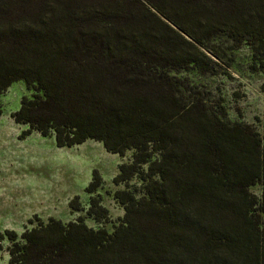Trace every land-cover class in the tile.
I'll return each mask as SVG.
<instances>
[{
	"label": "trees",
	"instance_id": "trees-1",
	"mask_svg": "<svg viewBox=\"0 0 264 264\" xmlns=\"http://www.w3.org/2000/svg\"><path fill=\"white\" fill-rule=\"evenodd\" d=\"M243 44L264 72V0H0V116L24 81L22 138L131 152L112 229L95 169L87 209L70 202L87 216L0 232L10 264H264V137L191 76L228 72Z\"/></svg>",
	"mask_w": 264,
	"mask_h": 264
},
{
	"label": "rangeland",
	"instance_id": "rangeland-1",
	"mask_svg": "<svg viewBox=\"0 0 264 264\" xmlns=\"http://www.w3.org/2000/svg\"><path fill=\"white\" fill-rule=\"evenodd\" d=\"M229 57L233 65L228 72L201 79L195 73L191 76L212 91L216 100L224 101L231 119L252 124L264 137V72H254L250 66L252 53L247 44ZM29 94L26 83L17 81L1 97L4 110L0 116V232L10 229L21 236L40 220L47 222L55 217L67 223L80 215L87 216L85 210H74L70 202L78 196L77 201L87 209L90 194L86 187L95 169L105 181L99 192L110 211L108 227L112 229V223H118L125 212L114 197L115 191L124 186L116 185L114 177L119 164L128 161L131 152L122 157L93 139L72 147H58L54 137H44L38 131L22 138L28 126L17 123L12 114L20 108L22 97ZM250 191L261 199L263 185L257 183ZM86 220L91 226L99 225L92 217ZM10 245L9 240L1 243L0 264H10Z\"/></svg>",
	"mask_w": 264,
	"mask_h": 264
}]
</instances>
